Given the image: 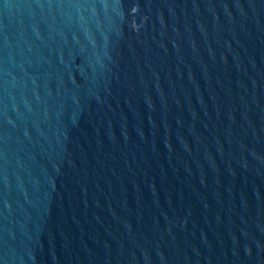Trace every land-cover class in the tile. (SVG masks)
<instances>
[{"label":"water","instance_id":"95a60500","mask_svg":"<svg viewBox=\"0 0 264 264\" xmlns=\"http://www.w3.org/2000/svg\"><path fill=\"white\" fill-rule=\"evenodd\" d=\"M264 37V0H0V264H176Z\"/></svg>","mask_w":264,"mask_h":264}]
</instances>
